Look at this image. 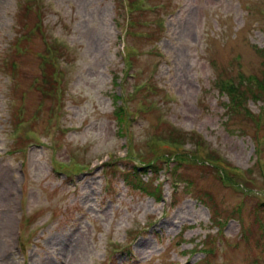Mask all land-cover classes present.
I'll list each match as a JSON object with an SVG mask.
<instances>
[{"label":"rangeland","instance_id":"1","mask_svg":"<svg viewBox=\"0 0 264 264\" xmlns=\"http://www.w3.org/2000/svg\"><path fill=\"white\" fill-rule=\"evenodd\" d=\"M0 264H264V0H0Z\"/></svg>","mask_w":264,"mask_h":264},{"label":"trees","instance_id":"2","mask_svg":"<svg viewBox=\"0 0 264 264\" xmlns=\"http://www.w3.org/2000/svg\"><path fill=\"white\" fill-rule=\"evenodd\" d=\"M51 63V62H50ZM51 68H52V66L51 65H49ZM49 80L51 81V78H49ZM48 82V81H47ZM48 84H49V82H48ZM229 84H231V83H229ZM232 85V84H231ZM53 86H54V84L52 83L51 85H50V88L47 90V93H48V91L51 89V88H53ZM121 107H117L116 109H120ZM115 114L117 115V117H116V119H117V123H118V125H119V127H120V129H121V132L124 130V121H125V114H124V112L123 111H120V113H118V111H116L115 112ZM186 133H191V132H186ZM185 133V134H186ZM197 146H200V144H198ZM172 157V156H171ZM173 158V164L172 165H170L169 164V160L168 161H164V163H161L158 159H156V158H153V159H150V160H148L147 161V165H145V166H142L141 168H136V169H133V171H132V173H127V175L129 176V177H126L125 179L128 181V182H130V183H132V185L133 184H135V187H139L140 189H142L141 191L142 192H144V193H149L152 197H154L155 199H158V200H161L162 199V196H161V186L163 185L162 183H157V184H154V182L157 180V178H155V179H153V180H151V191H150V189H149V184H150V182H149V180L148 181H144L142 178H141V176H140V178H138L137 176H135V174H137L140 170H142V171H147V169H150V170H152V172H154V173H157V172H159L160 170H164L163 169V164H166V167H167V169L169 170V171H171V172H169V173H171V177H173L174 179H176V178H178V183L179 182H181V183H183L184 182V177H187V176H185V175H182V174H180V172L178 171V169L182 166L181 165V162H179V160L178 159H175L174 157H172ZM198 162V161H200L199 159H197V158H193L192 159V161L191 162ZM177 163H178V165H177ZM128 172V171H127ZM176 181L174 180V183H175ZM186 183H187V187L188 188H191L192 186H193V183H192V181L191 180H189V179H186V181H185ZM202 201H203V203H205L206 205H207V207L209 208V204L206 202V201H204L203 199H202Z\"/></svg>","mask_w":264,"mask_h":264},{"label":"bare ground","instance_id":"3","mask_svg":"<svg viewBox=\"0 0 264 264\" xmlns=\"http://www.w3.org/2000/svg\"><path fill=\"white\" fill-rule=\"evenodd\" d=\"M156 159H158L161 163H164V161H168L169 160V164L172 165L173 164V158L170 157H157Z\"/></svg>","mask_w":264,"mask_h":264}]
</instances>
